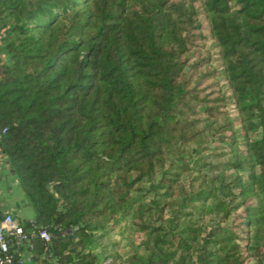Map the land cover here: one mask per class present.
<instances>
[{
	"label": "trees",
	"instance_id": "16d2710c",
	"mask_svg": "<svg viewBox=\"0 0 264 264\" xmlns=\"http://www.w3.org/2000/svg\"><path fill=\"white\" fill-rule=\"evenodd\" d=\"M0 37V146L51 233L12 244L13 264L25 245L40 264H104L100 239L146 182L157 216L118 264H264V0H0ZM228 104L237 152L172 189Z\"/></svg>",
	"mask_w": 264,
	"mask_h": 264
},
{
	"label": "rangeland",
	"instance_id": "374dc122",
	"mask_svg": "<svg viewBox=\"0 0 264 264\" xmlns=\"http://www.w3.org/2000/svg\"><path fill=\"white\" fill-rule=\"evenodd\" d=\"M1 46L2 41L0 37V61H6L8 56L6 52L1 50ZM224 112L226 114L224 113L220 115L219 118L216 119L217 123L210 127H206L205 122H202L199 129L202 130L204 136L203 141L200 143L192 142L185 147V155L188 159H191L192 162H194L192 164L193 169L182 173L176 185H172V189L176 188L178 192L179 189H181V186L184 185L187 187L188 182L195 176H205L206 178L208 176V178H211L218 173L219 166L209 167V164H214L216 166L220 162L229 159L233 152H237L230 148L228 138L222 137V134H225L226 136L228 132H220L223 130L222 127L227 124L229 118L239 122L237 111L233 104H228L226 107H224ZM201 158H203L201 160L202 163L195 162ZM169 162L171 161L169 160ZM204 163L206 165L202 166ZM165 169L168 172L166 178H173V174L179 170L177 169L176 165H169V163L166 164ZM161 173L162 172L160 170L156 174L154 182H157L161 178ZM166 183L169 182L166 181ZM150 185L151 183L149 182L144 183L143 189L135 194V201L130 215L120 220V222L114 228H112L109 233L100 239L101 245H99L98 249L101 251L102 255H105L104 264L109 257L113 259L114 264H118L122 258H125L126 255L135 250V248H139L138 250L141 252L144 251L145 245L143 243L149 238V235L148 230L142 228V224L147 221H151L150 219L157 216L158 211H156V209L149 211L148 207L153 206V200L162 199L160 195L150 191ZM255 202L256 201L254 197H250L246 200L247 204H255ZM240 210L241 209H237L235 211L236 213L232 214L228 220V223H239L237 215L240 213ZM211 217L212 216H206L205 219L209 225L212 224Z\"/></svg>",
	"mask_w": 264,
	"mask_h": 264
},
{
	"label": "crops",
	"instance_id": "0c3cea01",
	"mask_svg": "<svg viewBox=\"0 0 264 264\" xmlns=\"http://www.w3.org/2000/svg\"><path fill=\"white\" fill-rule=\"evenodd\" d=\"M7 161L5 155L0 157V219L5 213L12 212L25 221L33 220L35 218L34 210L27 203L19 179L11 171L9 166H7ZM23 257L25 260L23 264H40L35 258L33 251L26 245L23 251ZM108 259L112 258L109 257Z\"/></svg>",
	"mask_w": 264,
	"mask_h": 264
},
{
	"label": "built area",
	"instance_id": "2783aa9c",
	"mask_svg": "<svg viewBox=\"0 0 264 264\" xmlns=\"http://www.w3.org/2000/svg\"><path fill=\"white\" fill-rule=\"evenodd\" d=\"M4 156L0 146V157ZM29 223L30 227L26 229ZM39 236L49 242L51 233L46 228H37L36 220L25 221L20 216L7 212L0 219V264H13L14 255L11 252V245L21 246L31 238ZM23 253L18 260V264L24 263ZM106 264H114L112 259H108Z\"/></svg>",
	"mask_w": 264,
	"mask_h": 264
},
{
	"label": "water",
	"instance_id": "95a60500",
	"mask_svg": "<svg viewBox=\"0 0 264 264\" xmlns=\"http://www.w3.org/2000/svg\"><path fill=\"white\" fill-rule=\"evenodd\" d=\"M7 166H9V168H10V163H9V161H7ZM11 171L13 172V170L11 169Z\"/></svg>",
	"mask_w": 264,
	"mask_h": 264
}]
</instances>
